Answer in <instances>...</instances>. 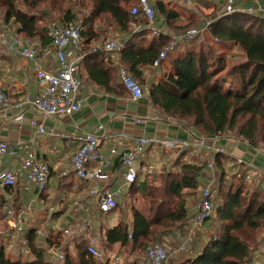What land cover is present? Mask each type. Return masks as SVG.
I'll return each mask as SVG.
<instances>
[{"label":"trees","instance_id":"obj_1","mask_svg":"<svg viewBox=\"0 0 264 264\" xmlns=\"http://www.w3.org/2000/svg\"><path fill=\"white\" fill-rule=\"evenodd\" d=\"M149 1L155 12L165 17L168 23L174 24L179 17L178 11L168 7L164 0ZM137 2L0 0V8L4 12V24L15 27L16 34L29 40L40 39L43 43L49 40L50 47V23L79 22L83 48L81 66H85L90 79L105 83L111 89L110 82L115 78L108 65L112 64V58L108 59L107 65L104 58L97 59L101 51L94 48L112 37V29L119 28L125 38L117 51L118 61L140 83L145 68L153 64L170 42L166 35L146 42L148 19L142 12L137 15L130 12V7ZM195 25L190 23L186 27ZM208 30L216 38L214 42L218 46L226 42L238 45L244 59L230 64L223 53L214 56L212 46L210 51L202 47L187 51L171 58L170 72L163 80L150 85L149 98L158 109L199 135L216 136L232 132L251 145L264 149V18L238 11L228 12L213 21ZM77 76L82 79L79 72ZM120 85L124 88L122 83ZM118 88L119 84L112 87L116 92L125 90ZM216 159L220 170L218 191L216 194L214 191L217 218L215 226H210L213 235L199 254L186 258L180 264H247L263 241L264 190L258 187L247 189L242 172L240 175L234 173L226 183L224 162L219 155ZM205 168V160L189 161L182 163L178 172H165L159 184L137 186V178L133 191L144 188L142 192L150 199L152 215L146 217L134 209L132 228L120 222L107 229L105 244L110 247L120 243L130 251L142 252L173 228L187 224L190 216L185 192L199 189ZM1 204L0 199V219ZM27 236L33 259L25 261L8 257L6 246L0 241V264H59L52 260L48 251L49 247L62 249L59 236H47L46 243H41L35 228L29 230ZM63 251L65 258L61 264H111L89 254L84 242L77 246L76 254L66 248Z\"/></svg>","mask_w":264,"mask_h":264},{"label":"crops","instance_id":"obj_2","mask_svg":"<svg viewBox=\"0 0 264 264\" xmlns=\"http://www.w3.org/2000/svg\"><path fill=\"white\" fill-rule=\"evenodd\" d=\"M153 1L151 2L154 5ZM164 1L168 7L176 9L179 13V17L175 19L174 24H170L165 17L156 12L154 26L162 32H165L161 35H166L169 38L181 35L189 29V27L186 26L190 23H196L197 25L195 26H199L209 19L216 20L227 13L226 10L229 6L234 7L235 11L264 18V0ZM8 26L9 25L0 21V34H2L1 30L5 31L6 35H4L7 36L10 45L13 47H9L8 43L0 39V86L4 88L14 100H20L26 95H36L39 92L40 83L32 71V63L21 57L16 51L21 47V43L23 44V40L29 39L25 38L23 35L16 34L15 27L12 25H10L11 29ZM206 33L211 40H216V38L210 34L209 30H207ZM206 33H204V35ZM154 37L158 36L154 35L148 28L146 42H151ZM202 38L203 37L192 40H180L175 50L172 51L171 58L183 55L187 51L199 50L201 48ZM123 39H125L124 34L119 28L112 29V37L109 40L119 41L123 44ZM29 41L34 42L40 47L38 60L43 67L47 70L55 71L58 64L55 56L48 53L50 41L47 40L48 42L46 41L44 43L40 39ZM106 41L99 42V45H102ZM41 42L43 46H41ZM221 45V51L231 50L232 53H236L235 55L237 58H243L242 50L235 43L226 42ZM118 50L119 49L106 51L100 49L101 52H98L99 55H97V59L104 58L107 65L108 59L110 57L112 58V64L108 65L109 70L113 74V78H115L112 83L110 82L109 86L111 89L107 88L105 83L99 84L90 79L85 66H80L79 75L83 82L81 91L83 100L82 108L70 116L57 115L47 118L44 122L46 129L45 133H37L36 128L31 124L32 119L39 117L38 112L33 108H28L26 110L25 118L20 128L13 118L16 113L13 107H9L0 112V140H6L15 145L19 152L16 156H0V174L5 170H12L20 173L19 184L16 187H6L0 181V199L2 200L0 232L8 226L4 215V209L7 205H12L16 211L24 210L29 204L32 205L31 215L24 216L26 224L24 230L20 234V241L14 245V247L2 241L6 246L5 249L8 257L26 261L23 253L31 251L27 233L33 228L37 230L41 243H46L47 236H59L58 240L62 245V249L57 247L54 248L60 250L64 254L63 248H66L72 254H76L77 246L81 242H84L87 247L90 244H96L108 256L117 255L122 258V252L124 250L127 252L128 249L121 246L120 243H114L110 245V247L105 244L106 249L102 248L106 240L107 229L120 223V215L123 217V213L117 211L118 206L110 212L102 213L98 208L96 198L89 194L90 189L97 186L80 180L72 171L71 158L79 146L78 141L75 140L76 135L80 132H95L102 136L107 128L113 132L125 129L130 136L148 133L186 138L188 133L182 122L175 120L173 117H170L158 109L149 98L148 90L150 85L153 82L163 80L165 75L170 72L172 68V64H170V69L165 65L168 58L164 60L159 68H154L153 65L145 68L144 78L140 80L145 94L142 99L134 101L130 99L126 89L121 92H116L112 89L115 84H119L120 88L118 89L123 88L120 85L119 67L122 65L118 61ZM229 56L230 58H236L232 55ZM110 66L114 69H111ZM137 118H141L142 121L137 122ZM232 134L233 135L229 133L221 134V138L219 139V144L224 146L227 150L225 154H218L226 168V175L224 177L226 179L225 182H230L234 173L240 175L242 172L247 189H254L255 186V188L258 187L264 190V149L255 147L248 141L236 137L234 133ZM128 141L131 142L132 140ZM111 144L112 142L103 139L101 148L104 154L109 153ZM122 149H124L123 146L121 147V150ZM31 151L34 152L39 159L46 161L51 169L50 180L43 192H38L34 186H32L30 190H25L24 188L27 175L26 172L22 171V159ZM188 153H192L196 156H191ZM209 158L210 156L208 154H196L191 150H172L159 146H148L138 160L139 175L137 186L156 184L149 181L148 177L153 176H155L156 178H154L157 179L156 181L160 183L165 172L169 170L178 172L182 163L201 160L207 162ZM238 158H242L246 163L238 164ZM248 162L254 163L256 169L251 168ZM164 165H166V168L162 170ZM232 167H235V170L231 171ZM217 168L219 172L220 167L218 163ZM110 173L112 179L105 184V187L109 190H115L123 183L122 167L117 158L114 159V164L110 168ZM205 175L206 169L204 171L201 186L205 182ZM218 186L219 179L217 180L214 191ZM197 192L198 189L192 191L186 190L185 192L187 200L186 207L190 216L189 222L173 228L170 232H167L157 240H162L165 244L170 245L176 240L177 234L182 232L184 228L190 224L196 210L198 195L196 199L194 193ZM135 193L144 194L139 188L135 189ZM127 197L129 199L133 198V184L124 188V193L118 198V205ZM148 207V211L139 208L134 209L139 210L146 217H150L152 215L150 204ZM133 211L132 205L129 210L130 222L128 226L130 229L132 228ZM111 213H117L118 217L117 221L115 219L114 224L109 227L104 222V215L107 214L108 216ZM87 221L89 224L85 226L84 224H86ZM210 226H212V224H206L205 228L195 236L189 249L175 254V256L170 259L169 264H172L174 260L181 258L184 254H190L186 258H191L199 254L213 235V232H211L210 235L206 236V231L211 228ZM65 228L70 230L68 235L63 234V229ZM261 234L263 241L257 249L264 245V232ZM257 249L253 251L247 264H262L264 262V258L253 262L254 254ZM129 254L132 257L128 260V264H147L146 250L144 252L145 256H133L132 254H134V251L127 253V255Z\"/></svg>","mask_w":264,"mask_h":264},{"label":"built area","instance_id":"obj_3","mask_svg":"<svg viewBox=\"0 0 264 264\" xmlns=\"http://www.w3.org/2000/svg\"><path fill=\"white\" fill-rule=\"evenodd\" d=\"M226 11L227 13L233 12L235 8L229 6ZM130 12L132 15L142 12L148 19V28L154 35L159 36L165 33L154 26L156 12L149 0H138ZM213 21L215 19H209L202 25L191 27L181 35L173 37L172 42L167 44L153 61V67L159 68L167 59L169 52L175 50L180 40L203 37ZM8 27L11 29L10 26ZM48 34L51 39V47L48 49V53L55 56L58 64L55 71L47 70L39 62L40 48L34 42L23 40L21 47L16 50L21 57L32 63V71L40 83L39 92L36 95H26L20 100H14L0 86V112L13 107L16 110L13 118L20 128L26 110L33 108L38 112L39 117L32 119L31 124L39 134L46 132L44 122L47 118L57 115L70 116L83 106L81 96L83 82L77 76L83 58L82 27L77 21H69L66 24L52 22L48 27ZM0 39L13 48L7 36L0 34ZM122 45L119 41L109 40L103 45L95 47L94 50L114 51L120 49ZM119 76L131 100L138 101L144 97L143 86L123 65L119 67ZM141 121V118H137V122ZM185 130L188 133L186 138L148 133L130 136L125 129L113 132L109 128L105 130L102 136L95 132H80L75 137L79 146L71 158L72 171L80 180L97 186L91 188L89 194L96 198L98 208L102 213L117 208L118 198L124 193V188L136 182L139 175L138 160L148 146H159L172 150L185 149L196 154L204 153L210 156L206 162L205 182L199 189L196 210L190 224L177 234V238L172 244L167 245L162 240H156L148 245L146 248L147 264H169L170 259L175 254L189 249L195 236L217 215L214 200V188L219 175L216 157L218 154L227 153V150L219 144L220 135L204 136L189 128H185ZM103 139L112 142L108 154H104L102 151L101 142ZM128 140L132 141L129 142ZM122 146L124 149L121 150ZM18 153V148L15 145L6 140H0V156H16ZM115 158L120 161L122 167L123 183L115 190H109L105 184L112 179L110 168L113 166ZM237 162L238 164L246 163L242 158H238ZM22 164V171L26 172L27 175L25 190H30L34 186L38 192H43L51 177V169L48 163L39 159L31 151L22 159ZM248 165L256 169L254 163L248 162ZM19 178L20 173L12 170H5L0 174L1 183L10 188L18 186ZM31 213V204L21 211H16L12 205H7L4 209V215L8 226L0 232V241L14 247L20 241V234L26 224L24 216H30ZM88 224L87 221L84 225L87 226ZM69 233L68 228L63 229L64 235ZM87 251L98 260L109 261L111 264H123L120 256H108L96 244L88 245ZM49 252L58 260L59 264L63 262L65 254L60 250L50 247ZM23 256L26 260L32 259L31 251L24 252ZM261 258H264V245L255 252L253 262L259 261Z\"/></svg>","mask_w":264,"mask_h":264},{"label":"rangeland","instance_id":"obj_4","mask_svg":"<svg viewBox=\"0 0 264 264\" xmlns=\"http://www.w3.org/2000/svg\"><path fill=\"white\" fill-rule=\"evenodd\" d=\"M133 7V5L130 7V8H132ZM3 14H4V12H3V10L0 8V21L3 23ZM56 17V16H55ZM48 23V22H47ZM44 25H48V24H44ZM1 32H2V34H5L6 35V32L5 31H3V30H1ZM206 33V32H205ZM208 33V32H207ZM205 34L204 36H203V38L201 39V45H200V47H202L203 49H205L206 51H210V49H209V47L210 46H212V48H213V53H214V56H219V54H221V53H223L224 54V56H225V58H226V62H229L230 64H232V62H236V61H240V60H242V59H244V58H241V57H236V53H232L231 52V50L230 51H228V50H226V51H221V48H220V46H218L214 41H215V39H212L211 40V38L209 37V35L208 34ZM172 40H173V37H170V42H172ZM169 42V43H170ZM105 43V42H104ZM103 43V44H104ZM168 43V44H169ZM102 44V45H103ZM229 55H232L233 57H236V58H230V56ZM171 56H172V51H170L169 52V55H168V59L166 60V62H165V65L167 66V68H169L170 69V64H171ZM230 135H233L232 133H229ZM189 155H191V156H196V155H194V154H192V153H188ZM169 166V165H168ZM165 168H166V165H164V167L162 168V170H165ZM229 168V167H228ZM235 167H232L231 168V171L232 170H235L234 169ZM230 174H231V172H230ZM155 176H153V177H148L149 178V181H151V182H153V183H156V184H159V182L158 181H156L157 179H155L154 178ZM150 178H152V179H150ZM227 182H229V181H227ZM226 182V183H227ZM218 185V184H217ZM254 185H256V184H254ZM253 185V186H254ZM226 186V185H225ZM255 187V186H254ZM140 190H144V188L143 187H141V189ZM218 191V187L215 189V194H216V192ZM198 192H199V189H198ZM198 192L197 193H194L195 195H196V199H197V195H198ZM150 202V199L147 197V196H145L144 194H140V193H135V191H133V198L132 199H129L128 197L126 198V199H124V200H122L120 203H119V205H118V208H117V211H119V212H121V213H123V217L120 215V217H121V222H123V223H125V224H129V222H130V212H129V210L131 209V207H132V205H133V210H134V208H139V209H142V210H146V211H148V205L150 204L149 203ZM218 202V201H217ZM216 215V214H215ZM105 216V219H104V222H105V224L106 225H108L109 227L111 226V225H113L114 224V220L116 219V221H117V213L115 214H110V215H108L107 216V214H105L104 215ZM216 218H217V215L215 216V219L212 221V222H210V223H207V224H212V226H215V220H216ZM124 219V220H123ZM207 233H206V236L207 235H210L211 234V232H212V229L211 228H209L207 231H206ZM104 243V242H103ZM102 248L103 249H106V246H105V243H104V245H102ZM147 248V247H146ZM127 250V249H126ZM146 250V249H145ZM145 250H142V252H139V251H137V250H135L134 251V254H132L133 256H136V255H144V252H145ZM122 252V251H121ZM128 252H130V250L128 249L127 250V252L124 250L123 252H122V259H123V264H128V260L132 257V256H130V254L129 255H127V253ZM188 255H190L189 253H187V254H184L181 258H179V259H177V260H174L173 261V263L172 264H180V263H182V262H184V260H186V257L188 256ZM145 256V255H144ZM52 260H54V261H57L58 262V260L54 257V256H52ZM130 262V261H129Z\"/></svg>","mask_w":264,"mask_h":264}]
</instances>
